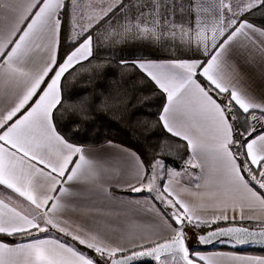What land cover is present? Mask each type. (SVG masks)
<instances>
[{"label": "snow or ice", "instance_id": "snow-or-ice-1", "mask_svg": "<svg viewBox=\"0 0 264 264\" xmlns=\"http://www.w3.org/2000/svg\"><path fill=\"white\" fill-rule=\"evenodd\" d=\"M257 55L264 0H0V264H264L198 247H264ZM129 107L140 139H93Z\"/></svg>", "mask_w": 264, "mask_h": 264}, {"label": "trees", "instance_id": "trees-1", "mask_svg": "<svg viewBox=\"0 0 264 264\" xmlns=\"http://www.w3.org/2000/svg\"><path fill=\"white\" fill-rule=\"evenodd\" d=\"M250 20L259 25L261 20L260 13H255V15L250 17ZM113 55L119 58V56H117L116 54ZM114 63L115 62H113V64ZM100 83H102V81L100 80L90 82L87 74H83L78 78L76 82H74V86L78 91L86 93L91 91ZM134 103V100L129 101V105H132ZM137 115H139V113L135 108L132 107H129L127 113L101 114L97 118V126L92 134L93 139H99L100 142H103V138L107 137L111 138L117 143H124L131 146L134 141H137L141 138V133L143 131L139 126L135 124L134 117ZM97 133H99V136H97ZM89 142H92V140H90ZM198 247L200 248V250L222 248L264 255V247L258 244L242 245L238 246L237 248H233L231 245H227L224 243H222L221 245L214 244L211 246ZM144 264H153V262H144Z\"/></svg>", "mask_w": 264, "mask_h": 264}, {"label": "crops", "instance_id": "crops-1", "mask_svg": "<svg viewBox=\"0 0 264 264\" xmlns=\"http://www.w3.org/2000/svg\"><path fill=\"white\" fill-rule=\"evenodd\" d=\"M87 2V0H85ZM140 50V45L138 42H129L125 46L118 47L117 50L113 53L117 56L132 58L134 54H138ZM237 70L242 77V83L254 90L256 93L264 91V67H262L259 56L257 55L254 61L249 63H237ZM117 143V142H116ZM120 195H127L126 193H118ZM205 252H230L235 250L222 249V248H212V249H202ZM241 254H250V255H261L254 254L249 252H241Z\"/></svg>", "mask_w": 264, "mask_h": 264}, {"label": "water", "instance_id": "water-1", "mask_svg": "<svg viewBox=\"0 0 264 264\" xmlns=\"http://www.w3.org/2000/svg\"><path fill=\"white\" fill-rule=\"evenodd\" d=\"M221 240L220 239H217V240H214L211 244H208V245H199L200 247H205V246H211V245H214L218 242H220ZM145 263L146 262H153L150 258H145Z\"/></svg>", "mask_w": 264, "mask_h": 264}, {"label": "rangeland", "instance_id": "rangeland-1", "mask_svg": "<svg viewBox=\"0 0 264 264\" xmlns=\"http://www.w3.org/2000/svg\"><path fill=\"white\" fill-rule=\"evenodd\" d=\"M222 243L227 244L226 242H223V241H220V242H218V243H216V244H217V245H218V244L221 245ZM227 245H229V244H227Z\"/></svg>", "mask_w": 264, "mask_h": 264}]
</instances>
